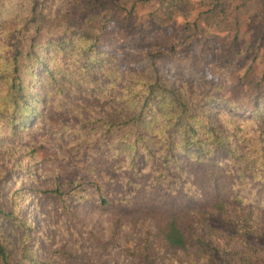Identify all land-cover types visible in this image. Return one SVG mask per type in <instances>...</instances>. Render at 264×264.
Segmentation results:
<instances>
[{"label":"trees","instance_id":"16d2710c","mask_svg":"<svg viewBox=\"0 0 264 264\" xmlns=\"http://www.w3.org/2000/svg\"><path fill=\"white\" fill-rule=\"evenodd\" d=\"M135 12L136 3L114 0H0V156L6 159L0 167V264H17L5 221L25 231L32 227L16 203L27 195L24 188H15L6 200L8 172L16 180L29 178L63 203L76 197L116 209L115 225L129 217L125 209L143 211L151 204L152 230L147 224L137 238L140 263L153 260L150 250L169 255L192 240L208 244L199 235L188 237L185 229L204 234L211 211L225 205L264 214V202L256 204L264 198V112L255 109L258 124L248 130L213 105L234 110L221 96L186 88L187 103L182 102L153 61L156 52L147 53L140 71H119L98 50V38L108 22L130 21ZM11 17L12 29H5L3 20ZM45 127L50 135L66 137L68 129L78 138L70 142L76 160L84 162L85 174L77 180L37 166L34 140L19 142L25 132ZM153 190L168 199L175 194L176 210L161 211L163 204L150 197ZM141 197L145 204L138 205Z\"/></svg>","mask_w":264,"mask_h":264},{"label":"rangeland","instance_id":"374dc122","mask_svg":"<svg viewBox=\"0 0 264 264\" xmlns=\"http://www.w3.org/2000/svg\"><path fill=\"white\" fill-rule=\"evenodd\" d=\"M114 2L120 5L136 3L133 19L124 21L117 17L106 24L98 38V50L112 59L119 71H140L145 67L147 53L156 52L153 61L166 72L173 86L176 85L175 95L182 102L187 103L186 88L195 95L210 92L215 98L221 96L235 104L234 110L229 111L225 105H213L223 107L220 109L233 116L235 124L253 130L254 124H258L255 109L264 112V10L261 0ZM3 21L5 29H12L13 17ZM76 125L67 124L71 128ZM66 130V137H56L50 135L49 127L35 128L22 134L19 142L34 140L39 148L34 161H40L37 166L48 167L51 172L60 174V178L70 174L77 180L85 174L84 162L76 160L78 155L75 151L72 153L70 147V142L78 138H71L72 132ZM5 160L0 156V167ZM22 161L23 164L28 162L24 157ZM5 177L9 180L3 186L6 200L17 187L24 188L23 192L27 193L16 199V203L23 218L28 217L32 224L31 229L25 231L12 221L4 223L5 237L13 250V262L17 264H264V212L258 216V211L243 207L236 210L225 205L221 210L211 211L213 218L204 234L196 232L195 227L193 232L185 229L188 237L199 235L208 244L192 240L185 249L169 255L150 250L153 260L140 263L137 238L148 225L152 230L148 213L152 210L151 204L146 203L143 211L134 207L125 209L123 214L129 217L121 218L120 225H115L116 209L103 210L89 202L78 201L76 197L63 203L60 198L40 192L27 177L16 180L19 177L9 172ZM219 179L227 188L226 176L221 175ZM244 184L241 189L247 188ZM253 194L249 192L250 198ZM150 197L163 204L161 211L177 208L179 199L175 194L168 199L153 190ZM263 202L262 195L256 204ZM143 204L144 200L138 205ZM142 213L144 215L137 217ZM118 214L121 213L118 211ZM153 219L162 221L157 215Z\"/></svg>","mask_w":264,"mask_h":264}]
</instances>
